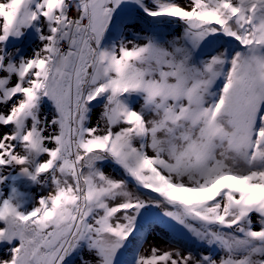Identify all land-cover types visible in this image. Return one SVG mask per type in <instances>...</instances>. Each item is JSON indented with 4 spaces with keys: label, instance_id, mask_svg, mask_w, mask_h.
Here are the masks:
<instances>
[{
    "label": "snow or ice",
    "instance_id": "obj_1",
    "mask_svg": "<svg viewBox=\"0 0 264 264\" xmlns=\"http://www.w3.org/2000/svg\"><path fill=\"white\" fill-rule=\"evenodd\" d=\"M0 264H264V0H0Z\"/></svg>",
    "mask_w": 264,
    "mask_h": 264
}]
</instances>
